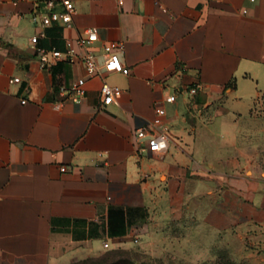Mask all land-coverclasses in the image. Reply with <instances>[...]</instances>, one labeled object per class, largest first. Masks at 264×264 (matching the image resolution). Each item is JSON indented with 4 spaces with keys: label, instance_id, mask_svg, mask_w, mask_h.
Wrapping results in <instances>:
<instances>
[{
    "label": "crops",
    "instance_id": "0c3cea01",
    "mask_svg": "<svg viewBox=\"0 0 264 264\" xmlns=\"http://www.w3.org/2000/svg\"><path fill=\"white\" fill-rule=\"evenodd\" d=\"M70 1L71 24L45 28L37 44L81 52L75 40L94 28L98 60L121 42L130 73L88 76L78 60L42 69L32 1L0 0V263L68 264L104 241L127 247L153 220L154 232L178 229L171 248L191 264L220 239L264 264V175L250 137L264 97V0ZM79 78V103L59 94ZM102 81L121 90L105 106ZM158 107L169 143L152 155L135 130Z\"/></svg>",
    "mask_w": 264,
    "mask_h": 264
},
{
    "label": "built area",
    "instance_id": "2783aa9c",
    "mask_svg": "<svg viewBox=\"0 0 264 264\" xmlns=\"http://www.w3.org/2000/svg\"><path fill=\"white\" fill-rule=\"evenodd\" d=\"M28 1H32L33 3L30 19L39 28L38 33L31 37L30 42L34 47L42 69H50L60 60L71 63L78 60L83 64L88 76L98 75L102 71L107 73L118 72L126 76L129 75V68L120 59V53L124 47V44L121 42L104 44L102 46L101 61L98 60L96 53L92 50V46L98 40L97 31L94 28L86 29L75 40V44L82 49L81 52L76 51L70 44L67 45L64 51L39 46L37 41L40 37L45 36V28L52 25L59 27L70 25L75 9L70 0H11L13 5ZM117 2L122 4L123 0H117ZM14 81L19 82L20 79L16 77ZM85 85L86 80L79 78L69 88L64 86L59 87V94L62 96L68 95L73 101L79 103L85 95ZM99 91L101 95V106L114 102L115 98L121 92L119 87L110 85L105 81H102ZM196 91V87L189 89L191 94L196 93ZM173 99L174 96L170 95L165 98V101L172 102ZM25 102L26 100L23 99L22 103ZM165 115V109L158 107L148 126L139 127L135 130L137 146L141 151L149 152L152 155H161L167 150L169 133L168 128L164 126ZM108 246L109 243L107 241L102 243L103 248L106 249Z\"/></svg>",
    "mask_w": 264,
    "mask_h": 264
},
{
    "label": "rangeland",
    "instance_id": "374dc122",
    "mask_svg": "<svg viewBox=\"0 0 264 264\" xmlns=\"http://www.w3.org/2000/svg\"><path fill=\"white\" fill-rule=\"evenodd\" d=\"M251 139L256 141L257 155L255 157L256 166L264 175V97L259 96L255 100L251 109ZM153 220L150 221L148 232L145 237L130 238V244L127 247L102 248L99 252L84 259H96V262L86 264H191L188 258L182 255L176 256L171 248L170 238L178 233V229L170 225H163L155 230ZM158 234V235H156ZM177 235V234H176ZM157 237V239H155ZM117 250L119 253L105 254ZM250 247L248 244L239 247L232 242L223 239L211 242L208 256H204L192 264H251L249 257ZM105 257V258H104ZM105 259V261H104ZM0 264H21L16 262H1Z\"/></svg>",
    "mask_w": 264,
    "mask_h": 264
},
{
    "label": "trees",
    "instance_id": "16d2710c",
    "mask_svg": "<svg viewBox=\"0 0 264 264\" xmlns=\"http://www.w3.org/2000/svg\"><path fill=\"white\" fill-rule=\"evenodd\" d=\"M115 253H119V252H117V250H112V251H110V252H108V253H106L105 254V257L106 256H109L110 254H115ZM104 257V258H105ZM104 261H105V259H104ZM90 262H96V259H81V260H78V261H75V262H71V263H68V264H86V263H90Z\"/></svg>",
    "mask_w": 264,
    "mask_h": 264
}]
</instances>
